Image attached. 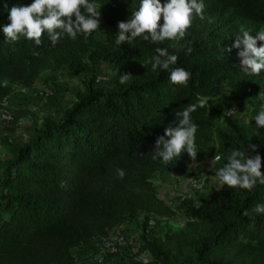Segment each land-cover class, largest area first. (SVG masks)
Segmentation results:
<instances>
[{
	"label": "trees",
	"instance_id": "1",
	"mask_svg": "<svg viewBox=\"0 0 264 264\" xmlns=\"http://www.w3.org/2000/svg\"><path fill=\"white\" fill-rule=\"evenodd\" d=\"M4 2L0 0V104L17 86H32L46 69L69 68L78 74L93 54L112 68L115 87L86 82L79 100L59 122L47 119L34 142L12 147L0 182V264H75L76 248L108 236L127 217L172 214L152 179L187 172L201 158L219 155L217 170L232 148L254 156L248 144H256L264 172V127L258 128L255 118L250 124L238 121L239 114L225 116L226 127L218 128L214 113V99L225 83L236 85L260 109L264 105L259 98L264 69L247 75L239 67L238 49L221 53L223 46L234 43L241 24L253 35L264 27V0H203L205 18L194 15L178 53L170 47L172 41L153 44L142 37L115 45L118 22L131 18L140 0H90L101 6L100 28L87 39L82 34L75 40L65 36L55 46L46 32L41 45L23 36L7 42ZM33 2L7 0L9 8ZM156 47L178 54L174 67L190 73L186 87L170 83L167 71H153L142 62L156 54ZM121 74L132 76L121 84ZM198 98L205 107L190 114L198 126L195 161L186 151L169 165L153 160L156 138L175 112ZM117 169L124 170L122 179ZM217 189L189 208L183 229L161 241L144 239L139 253H147L148 260L118 264H264V214H254V227L244 215L264 204V184L258 182L251 190L226 185Z\"/></svg>",
	"mask_w": 264,
	"mask_h": 264
},
{
	"label": "clouds",
	"instance_id": "2",
	"mask_svg": "<svg viewBox=\"0 0 264 264\" xmlns=\"http://www.w3.org/2000/svg\"><path fill=\"white\" fill-rule=\"evenodd\" d=\"M3 7L8 9V21L2 26L5 39L9 43L16 42L21 36L27 40L41 45L42 36L47 33L52 46L65 36L75 40L78 34L85 39L100 28V7L90 0H34L31 5H13L8 7L5 0ZM203 0H140L139 7L131 12V18L118 22V31L115 45L121 47L124 43H132L136 38L142 37L153 44H162L172 41L170 47L178 53L185 45L180 41L186 36L191 27L193 17H204ZM161 16L163 23L161 24ZM75 17V19H73ZM253 35L243 24L235 33V41L230 46H223L221 53H230L233 48L238 49L237 56L240 60L239 67L247 75H259L264 69V43L258 45V41L264 42V27ZM192 49L187 48V53ZM155 55L145 65H151L153 71L160 69L169 73L170 83L187 86L190 73L182 67H174L178 61V54H172L167 47H156ZM132 76L121 74L120 83L124 84ZM259 98L264 100V92L259 93ZM103 99V98H101ZM205 107V101L198 98L195 104L182 111L175 112V119L170 121L155 140L153 160L160 159L165 165L176 161L186 151L195 161L197 156L195 134L197 125L191 120V113L197 108ZM233 108L231 111H234ZM258 128L264 127V105H261L259 113L255 117ZM256 144H248V149L256 152L249 156L232 148L227 156V162L216 170L219 180V189L225 187L251 190L257 183L264 184V172L261 171V156ZM220 159L216 154L212 160L213 166ZM117 175L122 179L125 176L123 169H117ZM196 187H201L196 185ZM254 214H264V204H257L251 210L244 212L253 220L250 227H254Z\"/></svg>",
	"mask_w": 264,
	"mask_h": 264
},
{
	"label": "rangeland",
	"instance_id": "3",
	"mask_svg": "<svg viewBox=\"0 0 264 264\" xmlns=\"http://www.w3.org/2000/svg\"><path fill=\"white\" fill-rule=\"evenodd\" d=\"M86 64L85 70L75 75L71 74L69 68L46 69L32 86L26 87V91L23 90L25 86L19 85L0 104V182L6 172L5 162L12 156V147L34 142L38 130L47 119L59 122L67 109L79 100V93L85 90L86 82L93 80L99 87H115L112 68L98 54L89 56ZM244 96L236 85L228 83L222 85L219 95L214 99L218 128L226 127L227 110L234 105L241 107L238 121L245 124L253 121L260 111L259 105L250 102ZM3 113L11 114L12 119L4 120L1 117ZM214 143L213 139L211 145ZM188 171L203 173L206 177L203 188L196 193L197 200L202 201L213 188H219V180L215 175L216 170L211 158H201ZM152 181L160 199L172 208L173 213L142 212L136 218L127 217L104 237L112 238L115 234L124 236V239L117 243L116 251L107 250L101 257L98 256L99 251L92 245L82 246L74 250L75 264H118L131 258L146 261L150 258L147 253H139L144 239L161 241L167 233L185 227L192 204L186 205L177 201L178 195L187 188L184 181L180 180L177 173H170L165 177L157 175ZM176 182L178 185L174 188ZM163 209L167 211L166 208Z\"/></svg>",
	"mask_w": 264,
	"mask_h": 264
},
{
	"label": "built area",
	"instance_id": "4",
	"mask_svg": "<svg viewBox=\"0 0 264 264\" xmlns=\"http://www.w3.org/2000/svg\"><path fill=\"white\" fill-rule=\"evenodd\" d=\"M23 90L26 91V87H24ZM233 108H235V110L231 111ZM240 112H241L240 106L234 105L229 110H227L226 116L231 117V116L239 115ZM1 117L4 120L12 119V115L7 113H3ZM215 156L211 157V160H213ZM177 176H179L180 180L184 181V185L187 187L186 190H184V192L178 195L177 201L179 203H185L186 205L192 204L191 206H198L201 203V201L196 199V193L197 191H200L204 186V182L206 180L204 174L203 173L198 174L195 172L187 171L184 173H177ZM177 185H178L177 182L174 183V188H177ZM196 185H200L201 187H196ZM123 239L124 236L115 234L114 236H112V238H108V239L102 238L97 240L94 244H92V246L99 251L98 256L102 257V255H104V252L107 250L116 251L117 243ZM101 257L99 258L100 260H102Z\"/></svg>",
	"mask_w": 264,
	"mask_h": 264
}]
</instances>
